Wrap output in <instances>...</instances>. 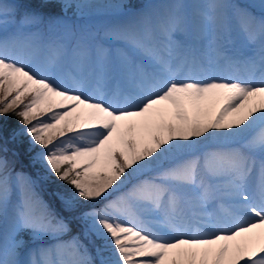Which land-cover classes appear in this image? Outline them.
I'll use <instances>...</instances> for the list:
<instances>
[{"label": "snow or ice", "instance_id": "6c2138e0", "mask_svg": "<svg viewBox=\"0 0 264 264\" xmlns=\"http://www.w3.org/2000/svg\"><path fill=\"white\" fill-rule=\"evenodd\" d=\"M59 3L0 0V118L71 189L0 145V264H264V0Z\"/></svg>", "mask_w": 264, "mask_h": 264}, {"label": "rangeland", "instance_id": "374dc122", "mask_svg": "<svg viewBox=\"0 0 264 264\" xmlns=\"http://www.w3.org/2000/svg\"><path fill=\"white\" fill-rule=\"evenodd\" d=\"M39 1L53 8H55L54 7L55 5L57 8H59L60 11L59 14L47 15L49 13L45 14L33 9L24 10V7L19 0H2V2L4 3L14 4L18 6L15 16L16 20H19L25 13L28 14L36 13L44 16L46 19L49 17H64L65 19H75L74 16L75 10L68 9L67 12L61 11L59 0H47V2L46 0H39ZM123 2L127 5V9H126L127 11H137L143 8L144 4L146 3V0H123ZM153 2L158 5H162L164 3L170 2V0H153ZM238 2L244 5L251 4L249 0H238ZM21 8H23V10ZM53 8L48 7L46 9L52 10ZM254 12L256 13V11ZM9 30L11 31L12 28L10 27ZM44 31L46 33L49 32L47 28H44ZM63 31L64 30L61 26L55 25L51 29L50 35L62 34ZM9 116H11L10 119ZM0 121L3 122L4 132H7L6 135L3 134V138L0 139V145L6 148L7 152H9V154L12 155V156L9 155V160L14 163L15 169L17 171H23L25 174L31 176L34 180H36L35 190L37 194L51 207V209L54 212L58 213L61 216H68V214L64 212L62 208V204L60 199L58 198L57 193L68 192L71 191V189H69L67 185H63L61 182L55 180L54 177L51 179L39 178L38 173L42 172V169H40V165L37 164L33 166L31 162V156L34 153L27 151V137H20L18 141H13L11 139L12 131L21 128V125L17 120V118L12 115H8L7 117L0 118ZM36 151H39V148H37ZM77 232H78V227L75 225L74 222L72 233H69V235L63 237V239H68L70 238L71 235L76 234ZM48 242L51 243V241ZM89 250L92 251L91 246H89Z\"/></svg>", "mask_w": 264, "mask_h": 264}, {"label": "bare ground", "instance_id": "6f19581e", "mask_svg": "<svg viewBox=\"0 0 264 264\" xmlns=\"http://www.w3.org/2000/svg\"><path fill=\"white\" fill-rule=\"evenodd\" d=\"M249 2L251 3L250 5H258L260 3V0H249ZM251 10L256 11V13L259 15V9L258 8H252Z\"/></svg>", "mask_w": 264, "mask_h": 264}, {"label": "trees", "instance_id": "16d2710c", "mask_svg": "<svg viewBox=\"0 0 264 264\" xmlns=\"http://www.w3.org/2000/svg\"><path fill=\"white\" fill-rule=\"evenodd\" d=\"M11 116H9V119H10Z\"/></svg>", "mask_w": 264, "mask_h": 264}]
</instances>
